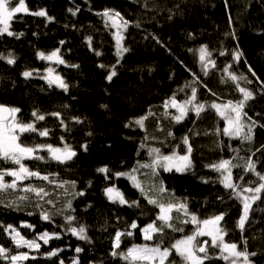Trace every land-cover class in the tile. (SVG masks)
<instances>
[{
    "label": "trees",
    "instance_id": "1",
    "mask_svg": "<svg viewBox=\"0 0 264 264\" xmlns=\"http://www.w3.org/2000/svg\"><path fill=\"white\" fill-rule=\"evenodd\" d=\"M24 3L28 12L15 13L9 21V31L14 35L0 34V105L20 109L16 120L35 125L36 132L19 133L22 145L64 149L67 145L76 155L60 162L44 147L35 153L43 160L25 159L23 163L48 180L28 177L18 181L15 189L0 190V246L9 250L6 255L28 254L29 259L16 264H129L112 253H124L134 244L145 243L170 248L178 239L192 235L203 220L223 213L217 226L225 232L224 242L235 243L237 251L247 253V260L241 256L236 264H264V190L259 199L249 201L248 219L243 229L238 227L243 197L253 195L244 189L261 183L257 172L264 175V0ZM18 4L15 0L10 7ZM41 9L47 16L31 14ZM106 9L113 10L111 14L120 13L117 20L122 25L128 23L123 36L118 35L122 38L120 47L128 49L122 55L117 54L112 34L118 28L103 15ZM202 47L210 53L205 61L200 59ZM55 50L64 61L55 73L67 84L66 90L45 79L48 63L39 54L46 56ZM237 51L243 53L239 60L235 59ZM10 53L12 64L8 63ZM209 60L215 66L205 68ZM113 66L116 75L109 81L106 77ZM25 71L32 75L25 77ZM229 73L246 79L233 81ZM192 87L196 88V98L187 105L184 119L176 121L174 117L180 112L170 102L174 97L183 104L192 97ZM239 88L253 93L243 108L247 115L242 117V135L247 133L248 124L256 122L252 141L225 135L227 122L210 107L213 102L223 105L243 100ZM199 104L205 107L197 115L194 106ZM33 112L43 115L44 120H37ZM142 117L143 127L136 123ZM45 129L48 135L40 136ZM189 145L191 165L183 172L165 171L158 165L154 169L140 167L155 159L153 149H160L161 155L175 152L183 156ZM223 159L237 165L232 168V182L237 185L235 191L241 193L239 197L221 183V172L209 167ZM249 160L255 163V171L245 170ZM105 166L107 173L98 171ZM17 168L11 161L0 160V171ZM133 168L138 169L134 175L142 179L143 193L128 179L115 175L130 173ZM13 179L5 175L4 182ZM151 182L166 191L157 193ZM27 187L42 188L48 195L26 192ZM108 187L120 190L129 203L109 200L105 193ZM149 199L158 203L150 204ZM160 203L186 204V209L175 207L170 213V222L183 231L165 227L163 233H153V239L145 240L141 231L145 226L154 222L161 226L157 219ZM44 213L51 219H43ZM192 215L197 223H192ZM67 216L75 219L69 222ZM8 225L39 248H17L11 230L5 231ZM81 225L86 228V240L68 230ZM117 231L125 233L119 248L114 247ZM45 232L51 237L48 243L40 239ZM204 241L208 242L207 253H199L197 248L199 256L209 257L204 264H231V257L222 259L220 249L212 246L209 237H201L200 245ZM77 247L82 251L77 253ZM57 249L60 251L55 256L48 255ZM0 264L12 262L0 257ZM164 264L186 262L172 249Z\"/></svg>",
    "mask_w": 264,
    "mask_h": 264
},
{
    "label": "snow or ice",
    "instance_id": "2",
    "mask_svg": "<svg viewBox=\"0 0 264 264\" xmlns=\"http://www.w3.org/2000/svg\"><path fill=\"white\" fill-rule=\"evenodd\" d=\"M15 2V0H0V25H3V27H0V34L7 33V35L12 36L14 35L13 32L9 31V21L13 18V15L15 13H27L28 9L25 6L24 0H19V4L12 8L10 7V4ZM79 9H77L78 11ZM70 12L75 15V12H73L72 9H69ZM113 10H108L106 9L103 13L104 16L108 17L110 20L113 21L114 24H116V18L120 16V13L115 12L114 14ZM32 15L35 16H47V12L43 9L37 12L31 13ZM49 20H52V17H48ZM127 22H125L124 26H126ZM19 35H23V33H20ZM122 38L120 36H117V54L122 55L123 52L128 51L126 48H121L120 47V40ZM63 43V41L61 42ZM58 51L52 52L49 56H45L44 53H40L41 58L43 59H53L56 58L59 63H64L62 59L58 57ZM223 55V53H221ZM99 55V53H98ZM207 55H210V53H207L206 49L202 47L200 49V59L201 61H205V58ZM243 55L242 52L237 51L235 53V59L239 60L240 57ZM119 62V61H117ZM8 63L12 64L14 63V59L11 58V53L9 54L8 58ZM208 64L214 65V62L212 61H207L205 63L204 67L207 68ZM101 67H104V65H101ZM115 66H113V71L110 72V74L106 77L109 81L112 80V78L116 75V72L114 70ZM49 73L52 72L51 69H48ZM225 72H228V68L224 69ZM205 74H207L205 72ZM25 77H30L32 75V72L30 71H25L23 73ZM230 78L233 81H236L237 79H246V77H237L235 74L229 73ZM253 76H255V73H252ZM45 79L48 80L49 84L57 83L59 87L64 88L65 90L67 89V84L63 82V80L59 77L56 76L54 78H49L45 77ZM251 83V81H249ZM239 87V85H237ZM239 91L243 93L244 99L241 101L236 102L235 104L232 101H228L227 104H217L213 102L211 104V108L215 109L217 113L227 122V125L224 129L223 132L225 135L228 136H234V137H242L243 140L246 141H252L253 139V129L256 127V122L252 121V123L247 125V133H244L245 125L242 123V117L246 116L247 113L243 112V108L245 105V102L248 101L249 99L253 98V93L245 88H239ZM196 98V88L192 87V97L188 100H185L183 104H179L175 98L173 97L171 100V106L174 108H177L180 112L179 115L175 116L174 119L176 121H180L184 119V117L187 115L188 108L187 105L192 104V102ZM169 102H165V107H168ZM204 105L199 104L194 106V110L196 111L197 115L201 111L204 110ZM20 109L18 108H7L3 105H0V160L4 161H11L13 164L18 165L19 167L17 169H5L0 171V190H5V189H15L17 188L18 181L24 180L28 177H39L44 180H48V176H43L41 177L39 172L31 171L29 168H27L23 160L25 159H39L43 160V156H37L35 155L36 151L38 149H42L44 147H47L51 157L57 161L64 162L66 160L72 159L76 155L74 151H70L68 146L65 145V149L62 150L59 148H53L51 145H40L37 144L35 147H28L22 145L19 140L20 136L18 133L23 134L25 132H36L37 129L33 123H21L16 120V113H18ZM9 113V117H5L3 113ZM234 113V115H233ZM32 115L36 117L37 120H44L43 115H37L36 112H33ZM52 115L54 116H59V113H53ZM145 118H140L139 120L136 121L137 124H139L141 127H143V120ZM249 120L251 118L249 117ZM219 131V130H218ZM40 136H47L48 135V130L45 129L43 131L39 132ZM184 144H188V138H184ZM86 149V146H85ZM192 151L191 146H188L187 149V154L180 156L177 153L173 152L171 155H161L160 154V149H153L152 152L156 153L155 159L152 161L151 164H143L140 165V167L144 168H155V166L160 165L161 167L164 168L165 171H171L175 169L177 172H183L186 169H188L191 165V160H190V153ZM163 162V163H161ZM209 167L214 168L215 170L221 172L223 175V179L221 180V183H223L225 188L228 189H233V194L239 197L241 193L236 192L237 185H235L232 182V168L237 167V165H233L231 160L228 159H223L221 160L218 164H213L210 165ZM246 171H255V163L249 160L246 164ZM99 172L102 173H107L109 170L107 166L99 168ZM138 171L137 168H133L130 173H123V172H118L115 173L116 176H128L129 179L133 182L134 186L136 188H139L141 192H144V189L141 187L140 182L137 180L136 176L134 173ZM224 173H227L224 175ZM5 175L14 177L11 183H5L4 182V177ZM257 176H259V179L261 183L255 188H246L244 191L246 192H251L253 195L249 198L248 196L243 197V214L240 216L239 221H238V227L243 229L245 225V221L248 219V214H249V209L251 207V203L249 202L250 200L254 202L255 200L259 199V193H261L262 190H264V175H261L260 173H256ZM243 179V177H241ZM26 192H35L38 196H47L48 193L44 191V189H36L33 187H27L24 189ZM166 189L161 186L160 192H165ZM105 193L108 196L109 200L112 201H118L120 204H127L129 203L125 197L124 194L116 189L115 187H108L105 189ZM82 194V193H81ZM147 193H145L146 195ZM26 197H22L21 199H25ZM150 204H157V200L155 199H149L148 201ZM48 203H52V201H48ZM136 201H133L132 204H136ZM68 207H71V204L69 203ZM158 207L160 209V213L157 217L159 221H161V226L157 227L155 226V222L152 224H149L146 228L142 229L141 231L144 234V239L145 240H151L153 239V233H163L165 227L173 229L174 231H183L182 228H176L170 221L173 219V217L170 215L171 211L175 207H179L181 209H186V204H180V205H174L169 203L167 206L165 204H158ZM224 214L221 213L219 215H216L212 217L211 219H205L202 221V224L204 227H197L196 231L192 235L185 236L183 239H179L175 242V244L171 245L170 248H161L159 244L156 246H149L147 244L144 245H133L132 247L127 249L126 253H117L113 252L112 255H120L125 261H130V264H143V262H153L157 258H159L160 264H164L165 260L170 256L172 249H175V252L186 262V264H204V261L208 259L209 257L207 255L204 256H199L196 254V248L197 245L194 243L196 240L197 236H210L211 237V244L214 247H217L221 251V257L224 260H229L230 257H241L243 256L245 260H247V253L246 252H240L237 251V244L235 243H225L224 242V235L225 232L222 228H219L217 225L221 220H223ZM43 219L49 220L51 217L47 214H43ZM65 219L69 222L74 220L75 218L73 216H67ZM192 223H197V217L195 215H192L191 217ZM183 223H187V221H183ZM25 227H32V225H24ZM132 228H136L137 225L135 222L132 223L131 225ZM9 233L12 236V240L14 241L15 245L17 248L27 245L29 248H39V244H37L33 240H26L23 236L20 235V233L13 228L12 225H8L5 231H9ZM69 231L73 235L78 236L80 239H88L86 235V228L85 226L81 225L78 229L75 227L69 228ZM14 233V235H13ZM56 238H59L58 233H53ZM122 235H125V233H121L117 231L115 233V243L114 247L119 248L120 247V242H121V237ZM126 235L131 236V232H127ZM49 233L45 232L41 235L40 239L44 240V243H48V240L50 239ZM208 244L207 241L204 242V245H201L198 247V251L200 253H207V247L206 245ZM60 251L59 249L54 250L52 252H49V256H55L57 252ZM82 249L77 247L76 252L79 253L81 252ZM9 250L0 246V257H3L5 260L10 259L12 264H16L17 261H23L29 259V256L27 253H19L17 255H12L8 256L6 253H8ZM224 253H227L225 255ZM252 255H255V253H252ZM61 264H63V261H61ZM76 264V262H74ZM231 264H236V260L232 259Z\"/></svg>",
    "mask_w": 264,
    "mask_h": 264
},
{
    "label": "rangeland",
    "instance_id": "3",
    "mask_svg": "<svg viewBox=\"0 0 264 264\" xmlns=\"http://www.w3.org/2000/svg\"><path fill=\"white\" fill-rule=\"evenodd\" d=\"M16 7V6H15ZM116 24H114L113 23V21L112 20H110V22L112 23V25H113V27L114 28H118V31L117 30H113V37H114V41H115V48H116V50L118 51V49H117V36L119 35V34H121V37L123 36V34H124V31L127 29V27H128V23L126 24V26H124V25H122L118 20H117V18H116ZM107 22H108V20H107ZM124 24H125V22H123ZM122 25V26H121ZM122 27V28H120V30H119V27ZM0 27H3V25H0ZM120 44H121V42H120ZM55 51H57V50H55ZM50 54H48V55H46V56H49ZM39 56H40V54H39ZM58 57H59V55H58ZM41 58V57H40ZM207 58V57H206ZM205 58V59H206ZM44 60H46V62L48 63V69H51V70H57V68H58V66L59 65H61V63H56V64H53L52 62H58V60L56 59V58H53V59H44ZM50 63V64H49ZM53 71V72H54ZM47 72H48V70L47 71H45V76L47 75ZM55 73V72H54ZM58 75V74H57ZM180 104H182V103H180ZM18 135H19V133H18ZM59 149H61L62 150V152H63V150H64V148H59ZM42 150L40 149V150H37L36 151V153H39V152H41ZM51 156V155H50ZM161 163H163V162H161ZM158 166H160V165H158ZM19 167V166H18ZM151 169H153V168H151ZM136 176V178H137V180L140 182V184L141 185H143V183H142V179L141 178H139V176L138 175H135ZM122 177H124V178H126V179H128L129 181H131L130 179H129V177L128 176H122ZM14 178V177H13ZM148 178V177H147ZM149 182H150V180L149 179H147ZM131 183L133 184V182L131 181ZM144 184L146 185L147 184V182L145 181L144 182ZM134 185V184H133ZM151 185L153 186V188H154V190L158 193V191L160 192V188H161V185L160 184H157V183H154V182H151ZM139 190V189H138ZM140 191V190H139ZM150 194H156V193H154V192H150ZM158 196V195H157ZM157 196H155L156 198H157ZM158 202V201H157ZM167 206V205H166ZM149 225V224H148ZM147 225V226H148ZM147 226H145L144 228H146ZM199 227H204V225L203 224H201V226H199ZM143 228V229H144ZM142 234H143V232H142ZM153 235V234H152ZM143 237H144V234H143ZM201 237H209L210 239H211V237L210 236H207V235H205V236H197V238H196V240L194 241V243L197 245V248L199 247V246H201L200 245V242H199V239L201 238ZM183 239V238H182ZM179 240V239H178ZM146 244V243H145ZM175 244V243H174ZM137 245H140V244H137ZM141 245H144V244H141ZM147 245H149V244H147ZM149 246H152V245H149ZM132 247V246H131ZM197 248H196V254L197 255H199L198 253H197ZM163 249V248H162ZM127 252V250L124 252V253H126ZM121 257V256H120ZM122 258V257H121ZM237 258H239V257H231V259H237ZM123 259V258H122ZM124 260V259H123ZM126 262H128L129 264H130V261H126ZM138 264H140V262H138ZM143 264H160V261H159V258H157L155 261H153V262H143Z\"/></svg>",
    "mask_w": 264,
    "mask_h": 264
},
{
    "label": "water",
    "instance_id": "4",
    "mask_svg": "<svg viewBox=\"0 0 264 264\" xmlns=\"http://www.w3.org/2000/svg\"><path fill=\"white\" fill-rule=\"evenodd\" d=\"M47 77H49V78H54V77H56V75L54 74V72H51V73L48 72V76H47ZM53 85L58 86L57 83H53ZM58 87H59V86H58ZM60 88H61V87H60ZM3 106H5V107H7V108H10L9 106H6V105H3ZM3 115H4L5 117H9V116H10V114L7 113V112L3 113ZM204 242H205V241H204ZM204 242H203L202 245H204ZM198 252H199V251H198ZM199 253H200V252H199Z\"/></svg>",
    "mask_w": 264,
    "mask_h": 264
},
{
    "label": "flooded vegetation",
    "instance_id": "5",
    "mask_svg": "<svg viewBox=\"0 0 264 264\" xmlns=\"http://www.w3.org/2000/svg\"><path fill=\"white\" fill-rule=\"evenodd\" d=\"M54 71V70H53ZM55 72V71H54ZM56 74V73H55ZM57 75V74H56Z\"/></svg>",
    "mask_w": 264,
    "mask_h": 264
}]
</instances>
